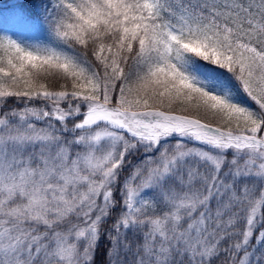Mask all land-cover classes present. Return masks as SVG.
<instances>
[{"label":"snow or ice","instance_id":"6c2138e0","mask_svg":"<svg viewBox=\"0 0 264 264\" xmlns=\"http://www.w3.org/2000/svg\"><path fill=\"white\" fill-rule=\"evenodd\" d=\"M0 264H264V0L0 2Z\"/></svg>","mask_w":264,"mask_h":264},{"label":"trees","instance_id":"16d2710c","mask_svg":"<svg viewBox=\"0 0 264 264\" xmlns=\"http://www.w3.org/2000/svg\"><path fill=\"white\" fill-rule=\"evenodd\" d=\"M3 5V10H7L12 4H14L15 0H0Z\"/></svg>","mask_w":264,"mask_h":264}]
</instances>
